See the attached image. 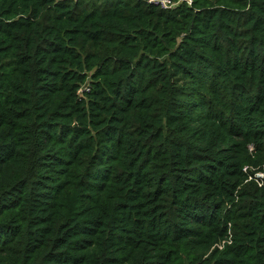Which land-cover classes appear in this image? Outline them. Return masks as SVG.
I'll use <instances>...</instances> for the list:
<instances>
[{
  "label": "trees",
  "instance_id": "1",
  "mask_svg": "<svg viewBox=\"0 0 264 264\" xmlns=\"http://www.w3.org/2000/svg\"><path fill=\"white\" fill-rule=\"evenodd\" d=\"M171 1L0 0V264H264V0Z\"/></svg>",
  "mask_w": 264,
  "mask_h": 264
},
{
  "label": "built area",
  "instance_id": "2",
  "mask_svg": "<svg viewBox=\"0 0 264 264\" xmlns=\"http://www.w3.org/2000/svg\"><path fill=\"white\" fill-rule=\"evenodd\" d=\"M188 2H191V0H187ZM149 3L159 5L163 8H172L175 7L177 4L172 2L171 0H148ZM86 88H84V91ZM252 149V148H251ZM245 171L253 170L252 167H245ZM264 178V171L257 170L255 171L254 175L250 176V180H254L258 183V185H262V179ZM222 247V246H220Z\"/></svg>",
  "mask_w": 264,
  "mask_h": 264
}]
</instances>
